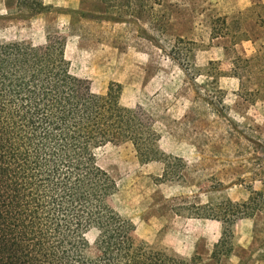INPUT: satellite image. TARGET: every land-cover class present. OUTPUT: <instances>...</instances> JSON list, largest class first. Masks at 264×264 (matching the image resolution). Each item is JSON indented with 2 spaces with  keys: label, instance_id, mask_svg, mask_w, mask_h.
<instances>
[{
  "label": "rangeland",
  "instance_id": "1",
  "mask_svg": "<svg viewBox=\"0 0 264 264\" xmlns=\"http://www.w3.org/2000/svg\"><path fill=\"white\" fill-rule=\"evenodd\" d=\"M42 2L48 8L32 14L0 0V42L62 52L75 93L113 95L139 118L144 144L157 147L145 161L128 142L95 150L133 245L192 264L202 257L188 255L193 242L202 254L217 238L211 216L224 218L228 201L247 202L262 230L264 59L235 58L264 53V0ZM98 233L85 235L93 243Z\"/></svg>",
  "mask_w": 264,
  "mask_h": 264
},
{
  "label": "trees",
  "instance_id": "2",
  "mask_svg": "<svg viewBox=\"0 0 264 264\" xmlns=\"http://www.w3.org/2000/svg\"><path fill=\"white\" fill-rule=\"evenodd\" d=\"M19 2L32 14L48 8ZM63 61L60 51L0 42V264H190L133 245L130 226L108 203L115 183L95 150L128 142L145 161L157 147L144 144L139 118L113 95H77ZM228 202L234 209L225 216H250L247 202ZM91 228L99 231L93 243Z\"/></svg>",
  "mask_w": 264,
  "mask_h": 264
},
{
  "label": "crops",
  "instance_id": "3",
  "mask_svg": "<svg viewBox=\"0 0 264 264\" xmlns=\"http://www.w3.org/2000/svg\"><path fill=\"white\" fill-rule=\"evenodd\" d=\"M217 221L220 230L217 238L206 241L202 254L193 242L188 255L202 257L192 264H264V228L257 230L255 217L231 219L228 227ZM222 238H228V242L224 243Z\"/></svg>",
  "mask_w": 264,
  "mask_h": 264
}]
</instances>
